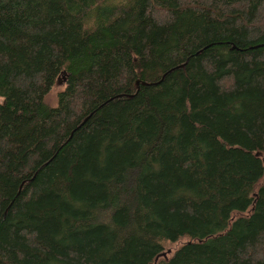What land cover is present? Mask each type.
Segmentation results:
<instances>
[{"label":"trees","instance_id":"1","mask_svg":"<svg viewBox=\"0 0 264 264\" xmlns=\"http://www.w3.org/2000/svg\"><path fill=\"white\" fill-rule=\"evenodd\" d=\"M0 264H264V0H0Z\"/></svg>","mask_w":264,"mask_h":264},{"label":"rangeland","instance_id":"2","mask_svg":"<svg viewBox=\"0 0 264 264\" xmlns=\"http://www.w3.org/2000/svg\"><path fill=\"white\" fill-rule=\"evenodd\" d=\"M65 86L64 83V78L62 76H60L55 83L51 86L49 92L45 95L44 97V101L46 104L50 105V106H55L57 104V93L58 91H60L61 89H63ZM185 240H183L182 242H184ZM180 243H176L174 244L171 248H168L167 250L164 251V253H166L168 250L171 249V251L177 247ZM171 252L166 253V257L170 256Z\"/></svg>","mask_w":264,"mask_h":264},{"label":"water","instance_id":"3","mask_svg":"<svg viewBox=\"0 0 264 264\" xmlns=\"http://www.w3.org/2000/svg\"><path fill=\"white\" fill-rule=\"evenodd\" d=\"M168 252H170V250H168ZM162 257H166V253H162V255H161ZM158 259V257L155 259V260H157Z\"/></svg>","mask_w":264,"mask_h":264}]
</instances>
